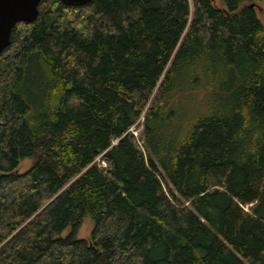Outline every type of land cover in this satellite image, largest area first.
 <instances>
[{"label":"trees","instance_id":"16d2710c","mask_svg":"<svg viewBox=\"0 0 264 264\" xmlns=\"http://www.w3.org/2000/svg\"><path fill=\"white\" fill-rule=\"evenodd\" d=\"M261 1L42 0L17 24L0 55V264H264ZM200 91L207 110L179 116Z\"/></svg>","mask_w":264,"mask_h":264},{"label":"water","instance_id":"95a60500","mask_svg":"<svg viewBox=\"0 0 264 264\" xmlns=\"http://www.w3.org/2000/svg\"><path fill=\"white\" fill-rule=\"evenodd\" d=\"M68 6H84L94 0H61ZM42 0H0V55L11 44L13 29L18 23H33L39 16ZM255 7L254 4L251 5Z\"/></svg>","mask_w":264,"mask_h":264},{"label":"rangeland","instance_id":"374dc122","mask_svg":"<svg viewBox=\"0 0 264 264\" xmlns=\"http://www.w3.org/2000/svg\"><path fill=\"white\" fill-rule=\"evenodd\" d=\"M216 5H220L218 1L215 3ZM255 10L257 13L258 18L264 25V1L261 2H255ZM193 93L192 95H194ZM196 98H188L183 99L179 103H177L175 109L178 111L179 116H185V117H192L196 113V109L200 110V112H204L207 110V105L210 103L209 95L206 96V93L204 91L197 92L195 94ZM143 122L144 117L139 121L138 125L131 129V132L140 139V147L142 146L143 140H142V129H143ZM34 163L33 159H26L21 162L18 171L20 173H23L27 171ZM93 230V222L90 219V217H85L82 226L78 232V238L79 239H89L91 236ZM67 234L66 232H63V235Z\"/></svg>","mask_w":264,"mask_h":264},{"label":"built area","instance_id":"2783aa9c","mask_svg":"<svg viewBox=\"0 0 264 264\" xmlns=\"http://www.w3.org/2000/svg\"><path fill=\"white\" fill-rule=\"evenodd\" d=\"M102 166L106 167L107 166L106 162H102Z\"/></svg>","mask_w":264,"mask_h":264}]
</instances>
